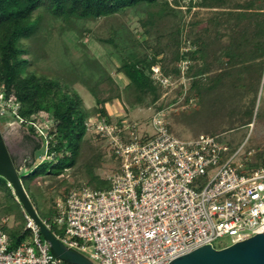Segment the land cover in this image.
<instances>
[{"label": "rangeland", "instance_id": "obj_1", "mask_svg": "<svg viewBox=\"0 0 264 264\" xmlns=\"http://www.w3.org/2000/svg\"><path fill=\"white\" fill-rule=\"evenodd\" d=\"M176 1L178 3L169 0L170 7L163 2L139 4L96 19L54 17L40 7L34 12V20L39 22L36 33L23 40L29 50L24 57L29 63L22 73L34 71L73 84L92 113L97 111L98 105L84 83L95 85L101 80L96 87L100 98L120 95L124 104L125 111L119 102L113 101L116 107H110L113 116L122 114L142 130L149 127L155 109L148 103L151 96L144 102H133L134 93L126 91L128 80L118 68L131 57L148 59L150 73L152 66H159L165 76L164 84L158 83V103L165 107L176 137L189 140L199 134L220 133L219 140L230 147L228 156L240 150L234 155L235 165L243 163L244 169L260 166L261 161L264 163V66L251 118L253 124L247 125L250 117L247 111L252 106L253 96L248 90L249 79L247 82L244 77L248 74L247 68L243 70L241 65L228 63L226 47L235 38L246 51L244 57L248 55L255 39L250 14L256 18L264 11V0H193L192 7H189V0ZM238 7L248 12L240 22L229 13ZM244 24H249V32L245 31L247 35L242 39L248 26ZM238 29L241 31L236 34ZM107 38H113L114 43L101 41ZM199 48L196 58L181 57L183 52ZM190 66L195 74L191 69L190 75L187 74ZM175 67L178 68L176 72L173 71ZM197 79L204 83L202 89L192 87ZM2 97L5 98V93L0 84V130L16 166L24 170L34 155L40 134H48L53 120L50 113L41 111L32 118L33 124L22 121L16 116L18 104L14 95L11 94L7 101ZM51 157L45 152L40 155L43 160ZM116 162L108 145L96 133L87 132L75 166L59 176L48 174L31 183L40 204L42 215L38 214L39 217L48 220L53 231L65 236L64 226L56 222L55 211L50 208L54 199L74 186L94 185L96 179L92 176L108 178L119 161ZM199 181L194 184L195 188L199 187ZM201 181L206 183L207 179ZM12 193L24 213L19 196L13 189ZM7 200L6 192L0 190V220L4 218L7 226H17L21 221L19 209L9 204L10 213L2 210ZM33 205L36 208L35 203ZM28 238L32 242L31 233ZM229 244L231 237L228 235L214 241L217 248Z\"/></svg>", "mask_w": 264, "mask_h": 264}, {"label": "built area", "instance_id": "obj_2", "mask_svg": "<svg viewBox=\"0 0 264 264\" xmlns=\"http://www.w3.org/2000/svg\"><path fill=\"white\" fill-rule=\"evenodd\" d=\"M151 75L164 82L159 66ZM149 124L140 130L136 122L118 124L100 113L88 122L119 162L108 187L82 184L56 198L55 220L65 236L40 218L60 241L94 264H169L225 235L233 243L264 231V164L235 165L240 150L228 156L220 133L176 137L165 107L153 109ZM24 215L32 242L14 248L0 220V264H75L57 256L25 209Z\"/></svg>", "mask_w": 264, "mask_h": 264}, {"label": "trees", "instance_id": "obj_3", "mask_svg": "<svg viewBox=\"0 0 264 264\" xmlns=\"http://www.w3.org/2000/svg\"><path fill=\"white\" fill-rule=\"evenodd\" d=\"M160 2H163L168 7L171 6L169 0H0V84L3 85L5 93V98L3 97V99L7 101L11 94L14 95L15 102L18 104L16 113L22 121L33 124L32 118L35 119L41 111L50 113L53 120V123L48 128V134L46 136L40 134V141L34 148V155L31 156L25 166L26 168L21 170L16 166L23 187L27 194L29 193L28 196L31 202L35 203V209L38 214L42 215L39 210L40 204L31 188V183L40 176L48 174L59 176L65 170L75 166L81 154L82 142L87 132L92 131L88 127L90 120H93L100 113L101 116L106 117L109 121H115L118 124H122L123 120L131 123L133 121L125 118L122 114L113 116L110 108L111 106L116 108L113 101L119 102L123 106L124 111L125 107L120 95L107 99L100 98L96 87L101 80H98L95 85L84 83V86L93 95L95 103L98 105L97 111L92 113L73 84L64 83L55 77L39 75L34 71L22 73L24 67L29 63L28 58L24 57L29 53V50L24 45L23 40L32 37L39 26L38 19L37 21L34 20V12L42 7L54 17L96 19L122 12L127 7L139 4L156 5ZM175 2L178 3L176 0ZM192 2L193 0H189V7L193 6ZM229 13L233 15V19L237 18L240 22L241 18L245 17L248 12L238 7ZM250 15H252L250 21L255 26V30L252 33L255 39L248 55L244 57L243 53L246 51L239 46L241 44L236 42L235 38L226 47V51L229 53L228 63L233 66L241 65L243 70L247 68L249 74L244 76L245 81L248 82L249 79V92L253 93L252 106L247 111L250 116L247 125L252 123L251 118L254 114L257 93L260 92H258L259 82L263 75L262 69L264 66V11H260L256 18L254 14ZM244 25L248 26L244 29L243 35L246 34L245 31L249 32V24ZM240 31L241 29H238L236 34H239ZM246 35L241 36L242 39ZM101 41L110 44L114 43L113 38L102 39ZM199 54L200 48L183 52L181 57L196 58ZM150 66L151 62L148 59L140 60L136 57H131L118 70L123 72L128 80L126 91L129 90L134 93L135 99L133 102H144L150 95L149 106L161 108V104L158 103L160 97L159 84L152 78ZM190 67H188L187 74L190 75L189 69H191V73L195 74V70ZM173 71H178V68H173ZM242 73L241 71L240 74ZM262 84V87H264V80ZM192 85L193 88L202 89L204 83L197 79L193 81ZM257 113L258 110L255 111V114ZM3 117L6 119V116ZM30 127L35 131L33 125H30ZM96 135L106 143L101 135L97 133ZM1 140H4V138L0 130ZM44 147L45 149H43ZM43 152L51 154L52 157L45 160L41 159L40 155ZM12 159L15 163L13 157ZM261 164L264 163L261 161ZM92 178L96 179L94 185L89 183L93 188H106L109 186L107 178L99 176H92ZM12 189L13 187L8 185V180L0 175V190H4L8 197V204L4 205L2 210L10 213L9 204L16 206L19 209L18 215L21 220L17 226L4 224V230L9 236L10 248L16 247L22 240L28 238L31 233L29 229L25 228L26 219L19 200L17 201L14 198L15 194L12 193ZM16 195L18 196L17 192ZM50 208L55 211V199Z\"/></svg>", "mask_w": 264, "mask_h": 264}, {"label": "water", "instance_id": "obj_4", "mask_svg": "<svg viewBox=\"0 0 264 264\" xmlns=\"http://www.w3.org/2000/svg\"><path fill=\"white\" fill-rule=\"evenodd\" d=\"M0 175L12 184L23 208L40 226L41 233L49 241L52 251L57 256L75 264H94L83 254L69 249L42 222L23 187L19 171L4 140L0 141ZM169 264H264V231L221 248L210 243L201 245L172 259Z\"/></svg>", "mask_w": 264, "mask_h": 264}]
</instances>
